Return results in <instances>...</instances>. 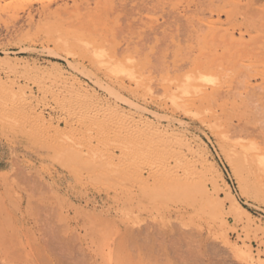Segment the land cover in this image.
<instances>
[{
    "label": "rangeland",
    "instance_id": "374dc122",
    "mask_svg": "<svg viewBox=\"0 0 264 264\" xmlns=\"http://www.w3.org/2000/svg\"><path fill=\"white\" fill-rule=\"evenodd\" d=\"M152 1L0 0L4 250L40 264H264V167L246 163L216 94L202 97L241 95L243 80L259 91L264 63L199 58L196 34L154 29L188 0Z\"/></svg>",
    "mask_w": 264,
    "mask_h": 264
},
{
    "label": "bare ground",
    "instance_id": "6f19581e",
    "mask_svg": "<svg viewBox=\"0 0 264 264\" xmlns=\"http://www.w3.org/2000/svg\"><path fill=\"white\" fill-rule=\"evenodd\" d=\"M163 1L153 0L151 4L160 12L164 9ZM166 15L167 19L163 23L156 21L154 29L158 31L163 27H174L178 33L185 36L196 34L204 46L199 58L208 57L223 63H264V0H188L181 8L168 10ZM263 71V67L257 69V72ZM241 82L246 89L241 95L237 88L228 86L226 89L221 85L209 92L205 91L202 97L216 94L219 114L228 118L232 134L236 132L238 145L243 150L246 163L256 162L259 167H264V85L256 91L258 89L255 86L258 85L246 80ZM242 106L245 109H242ZM231 137L236 139L235 135ZM7 240L5 239V242L9 244L10 240ZM22 248L26 250V246ZM0 256L1 259L5 258L14 264H40L39 256L28 250L23 255L11 254L2 248L1 243Z\"/></svg>",
    "mask_w": 264,
    "mask_h": 264
},
{
    "label": "crops",
    "instance_id": "0c3cea01",
    "mask_svg": "<svg viewBox=\"0 0 264 264\" xmlns=\"http://www.w3.org/2000/svg\"><path fill=\"white\" fill-rule=\"evenodd\" d=\"M4 144L0 141V162L7 160V151L4 150ZM12 150V149H11Z\"/></svg>",
    "mask_w": 264,
    "mask_h": 264
}]
</instances>
